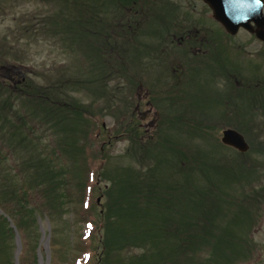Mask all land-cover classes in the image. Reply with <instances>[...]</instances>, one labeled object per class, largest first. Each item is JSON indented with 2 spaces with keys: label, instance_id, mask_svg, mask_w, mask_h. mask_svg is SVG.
<instances>
[{
  "label": "rangeland",
  "instance_id": "374dc122",
  "mask_svg": "<svg viewBox=\"0 0 264 264\" xmlns=\"http://www.w3.org/2000/svg\"><path fill=\"white\" fill-rule=\"evenodd\" d=\"M85 2L0 0V73L19 66L23 72L17 80L43 85L46 92L58 89L63 73L68 84L77 80V86L65 87L66 100L72 96L95 112L80 120L78 131L67 133L53 129L50 119L18 124L21 132L39 136H31L33 148L28 143L14 147L10 141L17 136L0 130V223L5 231L0 230V264H97L102 233L93 220L101 211L103 189L127 204L123 181L132 177L135 183L137 171L151 165L152 182L184 189L179 160L184 155L198 170L189 178L203 186L201 174L209 177L232 204L219 220L241 240L238 252L229 253V264H264V198L251 209L250 223L236 215L241 194L264 188V97L241 92L250 84L264 86V43L244 30L226 36L200 0H137L128 6L134 7L135 25L126 31L108 29V53L102 57L80 30L92 22L83 20L90 16L91 4L83 8ZM54 22L72 26L53 34ZM134 43L143 44L136 48V59ZM215 59L223 68L206 67ZM9 85L2 86V95L11 93ZM226 128L242 134L246 154L221 145ZM132 129L140 139L136 143ZM44 159L61 175H43ZM127 214L118 221L121 228L136 217L132 210ZM112 230L119 235L116 227ZM218 237L212 233L211 239ZM113 241L109 264H125L126 252L117 238ZM204 256L205 251L199 254Z\"/></svg>",
  "mask_w": 264,
  "mask_h": 264
},
{
  "label": "trees",
  "instance_id": "16d2710c",
  "mask_svg": "<svg viewBox=\"0 0 264 264\" xmlns=\"http://www.w3.org/2000/svg\"><path fill=\"white\" fill-rule=\"evenodd\" d=\"M85 3L82 4L83 8H87V5L91 4L90 16L88 15L89 17L83 20L92 18V22L89 23L88 20L89 29H80L81 33L88 35L87 38L92 42L93 52H98L100 56L104 57L102 54L108 53L104 41L108 37V29L126 31L128 27L135 25L136 21L131 24L135 16L130 15V9L134 7L128 6L137 3V0H88ZM81 14L82 17H86L84 16L86 12H81ZM51 24L48 25L49 33H51L49 29ZM55 24L56 27L51 28L53 34H57L59 31L62 33L72 26L70 23ZM137 40L134 37L133 41ZM140 45L139 43L132 45L134 57L136 48L138 49ZM200 63L204 64L205 61H200ZM205 64L211 69L216 66H221V68L224 66V63L216 59ZM101 67L103 66L101 65ZM20 72H23L22 69L13 65L9 66L6 73H0V130L17 136V140L10 141L14 147H21L26 143L30 144L32 148L35 146L33 138L29 136L31 132L25 131L24 133L16 127L24 121L30 120V123L34 117L40 118L43 123H47V119L54 120L52 128L61 129L67 133L69 129L78 131L80 120H88L87 116L95 113L91 105H89L91 108L83 105L72 96L68 98L69 101L66 100L65 87L77 86L76 79H73V84H68V78L62 73L63 79L57 80L58 89L46 92L42 90L43 85L36 86L25 78L17 80ZM7 82L11 85L9 86L12 90L8 96H5L2 95V86H5ZM260 83L250 84L246 90L241 92L255 94L254 91H257L260 93V97H264V86ZM187 99L189 101V93ZM43 102L48 104L46 108H43L46 106L43 105ZM129 134L131 138L133 137L131 141L135 140L134 143L140 140L133 129L129 130ZM159 147H161L160 143ZM152 154L149 158L155 159L156 157ZM37 156H39L38 153ZM179 160L183 166L182 172L185 177L184 189L176 187L171 189L168 186H158L152 182L156 180L154 179V165L147 166L142 172L137 171L135 183H132V177H127L126 181H123L127 186L122 197L127 204L118 201V197L111 196L107 188L103 189L101 211L94 215L93 220L98 231L102 233L97 241V245L101 249L97 256V264L110 263L115 246L113 240L116 238L120 243V248L126 252L125 264H182V262L193 264V260L200 264H229L227 261L231 257L229 253L233 255L234 251L238 252L241 240H238L236 235H230L228 228L222 227L219 220L225 210H233L232 204L226 200L216 184L211 185L208 182L210 181L209 177L206 176L207 181L201 174L204 179L203 186L196 185L194 180L189 178V176L198 173V170L196 166L189 165L188 155H184ZM43 161L45 163L42 168L44 170L41 172L43 175L48 173L47 176L55 179L61 175V171L55 172V168L48 167L51 166L49 159ZM233 161L240 162V159H233ZM2 170L7 172L5 169ZM200 172H203L202 168ZM14 182L16 184V181ZM13 187L12 194L17 197L16 186L13 185ZM23 195L19 200H22ZM241 195L242 198L236 204L237 207H240L236 215L248 224L251 221V209L257 203V199L264 198V188H260L257 192L252 190L245 196ZM57 197V203H61V194L57 193ZM119 203L122 204L121 207H118ZM225 203L228 207L225 206ZM127 210L136 213V217L125 228H121L118 221L128 215ZM95 218L98 219V223ZM114 227L119 230V235L117 230H112ZM0 230H3V234L5 233L1 223ZM6 231L10 232L7 227ZM212 233L219 236L217 241L211 239ZM220 234L222 235L220 236ZM160 244L164 246L161 247ZM204 247H208L209 250L202 249ZM195 248L198 249L197 253H195ZM203 251H205V256L199 258V254ZM246 251L248 252V248ZM120 264H123V260Z\"/></svg>",
  "mask_w": 264,
  "mask_h": 264
},
{
  "label": "water",
  "instance_id": "95a60500",
  "mask_svg": "<svg viewBox=\"0 0 264 264\" xmlns=\"http://www.w3.org/2000/svg\"><path fill=\"white\" fill-rule=\"evenodd\" d=\"M212 10L213 18L220 23L230 35L242 28L254 33L257 39L264 41L263 0H202ZM253 24V26L251 25ZM221 143L238 152L248 150L242 135L232 129L223 130Z\"/></svg>",
  "mask_w": 264,
  "mask_h": 264
}]
</instances>
